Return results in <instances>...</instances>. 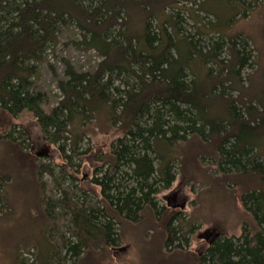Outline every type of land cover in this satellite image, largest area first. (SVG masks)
Returning <instances> with one entry per match:
<instances>
[{
    "label": "trees",
    "instance_id": "16d2710c",
    "mask_svg": "<svg viewBox=\"0 0 264 264\" xmlns=\"http://www.w3.org/2000/svg\"><path fill=\"white\" fill-rule=\"evenodd\" d=\"M182 2L191 6L177 7ZM184 12L201 25L194 34L185 29ZM203 13L210 16L195 0H0V110L14 118L29 111L52 144L67 140L70 126H92L95 116L119 133L91 181L101 189L102 208L80 206L67 191L51 198L40 167L50 248L39 263L65 262L51 237L62 232L56 223L67 213L72 264H110L124 228L146 219L162 226L157 264H264V68L246 86L244 71L259 65L251 40L227 36ZM66 26L82 34L79 49L95 51L102 61L86 73L67 63V79L58 81L63 99L47 111V96L36 91L34 78ZM11 137L2 138L23 143ZM82 138L75 137L70 155L60 146L65 166L73 169ZM188 145L240 191L249 217L241 236L215 238L203 252L188 249L193 228L181 212L155 201L175 182L172 164ZM75 174L68 176L81 181Z\"/></svg>",
    "mask_w": 264,
    "mask_h": 264
},
{
    "label": "rangeland",
    "instance_id": "374dc122",
    "mask_svg": "<svg viewBox=\"0 0 264 264\" xmlns=\"http://www.w3.org/2000/svg\"><path fill=\"white\" fill-rule=\"evenodd\" d=\"M195 2L203 5L204 11L212 16L203 13L209 17L206 22H216L217 29L227 32V36L241 34L251 40L253 45L251 44L250 50L254 48L252 55L259 65L254 64L252 68L246 69L243 79L247 82L246 86L257 82L259 78L253 74L259 67L264 68V0ZM182 6L191 5L182 2L177 7ZM167 12L172 14L169 10ZM182 15L184 19L187 18V12ZM186 20L185 29L191 34L201 27L190 18ZM211 37L218 39L217 34H211ZM81 39L82 34L74 26L61 28L58 44L48 51L40 66V73L34 78L36 91L47 96L44 104L47 111L59 105L63 99L58 81L67 79V63L76 72L86 73L94 70L102 61L95 51H84L76 46V42ZM221 56V59H228L224 53ZM211 67L214 65L211 64ZM113 98H117V95ZM83 128L70 126L67 140L52 144L45 139L39 124L29 111L14 118L0 110V264H17L19 260L25 264H41L40 259L44 254H49V226L47 228V221L44 220L37 180L40 167L52 170V175L44 170L40 171L46 193L51 198L61 199L63 192L67 191L70 199L80 206L87 209L102 208L101 189L91 181L96 174L99 176L98 170L103 165L101 161L105 158L104 153L109 151L111 142L119 133L115 135L114 131L111 132L100 116H95L92 126L87 124ZM8 134L12 135V139L23 143L20 145L5 141L2 137ZM81 135V150L78 156L71 159L75 163L72 164V169L69 165H64L66 160L62 159L59 148L64 143L70 155L75 137ZM198 155L191 145L181 149L178 159L172 164L176 180L169 189H160L155 201L160 207H170L173 211L181 212L186 226L193 228L187 236L188 249L203 252L215 238L241 236L243 225L249 217L241 206L240 191L225 185L210 159ZM158 163L159 161L155 162L157 167ZM74 172L76 177L82 178L81 181H74L68 176ZM57 213L61 212L57 210ZM69 220L70 215L67 213L60 216L56 224L64 228L62 227L59 235L50 236L52 243L59 247L66 259L63 264H72L65 247L72 239L65 228ZM122 234L123 241L118 243L110 264H157L163 259L160 223L146 219L141 224L124 228Z\"/></svg>",
    "mask_w": 264,
    "mask_h": 264
}]
</instances>
